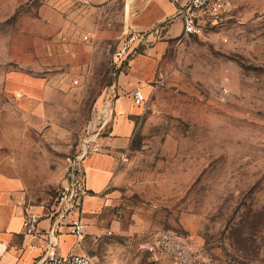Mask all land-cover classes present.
<instances>
[{"label": "rangeland", "instance_id": "rangeland-1", "mask_svg": "<svg viewBox=\"0 0 264 264\" xmlns=\"http://www.w3.org/2000/svg\"><path fill=\"white\" fill-rule=\"evenodd\" d=\"M231 1L228 19L168 46L124 158L100 193L87 191L94 204L83 200L81 219L95 264H264V0ZM125 4L0 8V161L21 180L27 209L53 207L127 71L137 47L126 21L139 8L127 17ZM30 57L50 93L23 114L1 85Z\"/></svg>", "mask_w": 264, "mask_h": 264}, {"label": "crops", "instance_id": "crops-1", "mask_svg": "<svg viewBox=\"0 0 264 264\" xmlns=\"http://www.w3.org/2000/svg\"><path fill=\"white\" fill-rule=\"evenodd\" d=\"M16 0H0L1 10H13ZM92 1V0H87ZM186 0H126L125 12L128 17L132 6L139 13L126 21L127 30L133 36L132 48H136L128 61L127 71L120 73L114 84V98L107 103L102 115L109 118L104 129L92 136L91 146L96 151L89 153L82 161L85 173V186L88 192L100 193L111 181L121 158H124L135 131L134 117L137 106L132 103V92L140 89L148 93L157 73L159 62L168 46L173 42H182L183 25L174 17L177 7ZM3 13L0 14V18ZM55 37L53 42L55 41ZM48 47V46H47ZM45 48V47H44ZM25 59V58H24ZM19 70L5 69L2 77V92L7 99L19 106V112L28 114L27 108L40 105L44 96L50 93L47 80L35 77L31 73L42 66V62L24 61ZM13 62V57L8 59ZM145 95V94H144ZM14 97V98H13ZM5 106L0 107V126L4 121ZM0 133L3 134V131ZM0 161V264H34L47 256L80 254L85 251V241L92 233L87 227L83 238L78 241L71 235L66 217L54 223L48 211H40L44 217L39 221L35 233L26 232L22 226V217L27 210L23 206L24 194L19 178L6 174ZM84 202L94 204L93 196H87Z\"/></svg>", "mask_w": 264, "mask_h": 264}, {"label": "built area", "instance_id": "built-area-1", "mask_svg": "<svg viewBox=\"0 0 264 264\" xmlns=\"http://www.w3.org/2000/svg\"><path fill=\"white\" fill-rule=\"evenodd\" d=\"M233 10L234 6L231 0H186L183 5L177 7L174 17L179 18L182 22L183 36H202L211 27H216L228 19ZM132 103L137 107L145 103V95L140 89H135L132 92ZM99 114L98 118L101 123L98 131H101L109 118L103 116L101 112ZM91 143H93L92 138L84 141L80 155L71 163L64 183L55 188L53 207L48 210L49 216L54 219L55 224H59V221L71 215L68 227L71 235L78 241L83 238L87 227L81 219L82 203L87 196L82 161L89 153L96 151ZM43 217L41 212L27 209L23 213L22 226L26 232L35 233L37 225ZM34 264H95V262L93 257L84 251L80 254H68L60 257L47 256Z\"/></svg>", "mask_w": 264, "mask_h": 264}]
</instances>
